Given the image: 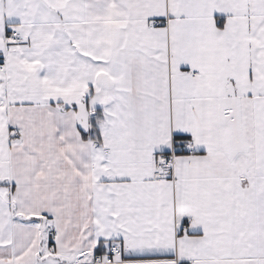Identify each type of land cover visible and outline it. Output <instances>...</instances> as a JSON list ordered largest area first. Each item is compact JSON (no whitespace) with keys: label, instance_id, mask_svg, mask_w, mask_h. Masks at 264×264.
Returning a JSON list of instances; mask_svg holds the SVG:
<instances>
[{"label":"snow or ice","instance_id":"snow-or-ice-1","mask_svg":"<svg viewBox=\"0 0 264 264\" xmlns=\"http://www.w3.org/2000/svg\"><path fill=\"white\" fill-rule=\"evenodd\" d=\"M0 264H264V0H0Z\"/></svg>","mask_w":264,"mask_h":264}]
</instances>
